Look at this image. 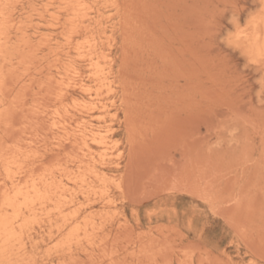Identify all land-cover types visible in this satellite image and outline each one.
<instances>
[{
	"label": "rangeland",
	"instance_id": "rangeland-1",
	"mask_svg": "<svg viewBox=\"0 0 264 264\" xmlns=\"http://www.w3.org/2000/svg\"><path fill=\"white\" fill-rule=\"evenodd\" d=\"M85 2L80 13L90 20L76 28L63 16L54 21L49 0H2L0 156L20 144L13 175L19 166L38 174L66 161L76 177L94 168L113 204H102L96 181L87 198L75 187L79 213L102 224L93 243L60 245L68 230L58 235L60 221L50 227L38 217L24 229L19 256L0 264H264V57L242 35L264 19V0ZM88 42L103 68L112 64L111 89L89 82ZM73 69L100 91L104 112H81L75 101L90 99L72 87ZM60 90L57 119L52 98ZM82 120L110 135L105 150L85 139L90 162L78 137L56 146L64 134L53 123L73 134Z\"/></svg>",
	"mask_w": 264,
	"mask_h": 264
},
{
	"label": "bare ground",
	"instance_id": "bare-ground-1",
	"mask_svg": "<svg viewBox=\"0 0 264 264\" xmlns=\"http://www.w3.org/2000/svg\"><path fill=\"white\" fill-rule=\"evenodd\" d=\"M85 1L86 0H49L51 5H54V6L56 5L55 6V10H56L55 15L56 16L52 15L54 21L55 20H61L59 17L63 16L64 18H66L64 20H68L69 22H75V24H76V21H78V20H80V19H82L84 17H87L88 14H81L80 13L81 9H85L84 8L85 5H86ZM2 4H3L2 0H0V7H1ZM262 7L264 8V6H262ZM88 9H86V10H88ZM2 10H3V8L0 11V26H2L1 24H3L5 22L4 18H6L5 15H4L5 14L4 10L3 11ZM96 14H98V12ZM103 17L104 16H102V18ZM263 17H264V15H263ZM259 18H261V17H259ZM259 18H258V20H259ZM88 20H90V18H88ZM261 20L260 21H255L254 20L255 21L253 23L254 30L252 28L253 32L251 31L253 33L252 35H251V33H249L250 35H248V34L246 35V34H244L246 32H244V33L242 31L241 32H242V35L244 36V38L247 41L250 42L249 44H251L252 48L254 49L255 55L259 56V57H264V31H262L263 35H261L259 33V31H258V27H260V28H262L264 30V19H261ZM69 22H68V24H69ZM70 25H71V23H70ZM98 25H99V23H98ZM3 27L0 28V41L4 37L3 34L1 33V32H3L1 29L4 30ZM77 27L78 26L76 24V28ZM69 28H70V26H69ZM262 29H259V30H262ZM240 34L241 33H239V35ZM64 35H65V33H64ZM70 38H71V36H67L66 37L68 45H71ZM107 40H108V38H107ZM84 42H86V40ZM3 44H4V42L2 43V45ZM0 47H2V46H0ZM86 48L88 49L87 50V54H85L83 56L85 58V61L88 62V68H89V71H90L89 74H91L90 75L91 79L89 80V82H95V84L99 88H102L104 86H108L109 89H111L110 88L109 78H110V71H111V65L112 64L109 65L107 69L103 68L99 58L96 55H95L96 57H94L92 55L93 51L95 50V44H91V42H88V46H86ZM108 48H109V52H110V47H108ZM74 49L76 51H78L76 53H80L81 54V52H83V51H81L82 47L80 48V47H76L75 46ZM251 53L253 54L252 50H251ZM1 55H2V51L0 49V90H1V87H2V84H1V78H2V76H1V74H2V71H1V69H2ZM81 58H82V56H81ZM81 58H79V60ZM76 60H78V59L76 58ZM79 60H78V62H79ZM81 60L84 61L83 59H81ZM62 73H64V72H62ZM58 74H60V72H58ZM72 75H73L72 77H74L72 79L73 80L72 87L74 88V90L76 92L78 91V93L80 95H82V97L90 99L89 102H86V101H83V100L82 101H78V100L75 101L76 103H79L77 105L79 106L81 112L85 113V114H92L95 110H100L101 112H104L106 110V106L105 105H100L98 107V105H97L98 103L96 104V101L98 100V96L100 94L98 92H100V91L95 92V94L92 93L91 88L88 85V81H85L81 77V75H80V73H79V71L77 69H73L72 70ZM60 82H62V81H60ZM64 85H66V83ZM64 89H66V88L64 87ZM102 90H104V89H102ZM105 94H106V92H105ZM64 97H65V94H64L63 90H60V92L56 93L54 95V97L52 98L53 107H55V110L53 111V115L57 119L62 117L61 116V112L59 110V107H60L59 105L62 104ZM72 99H74V98H72ZM114 101H116V100H114ZM75 102H73V103H75ZM65 106H66V104H65ZM2 107H3V104H2V101H0V112L3 109ZM108 110L109 109H107V111ZM64 114L66 115V111H65ZM112 116H113V114H112ZM113 118H111V119L113 120ZM96 119L97 118H95V120ZM0 120H1V118H0ZM108 120H110V119H108ZM96 121H98V120H96ZM51 123H52V121H51ZM53 124L55 126H57L58 129L62 130L60 132H62L64 134V139L61 140V141H57L56 146L60 147V146L64 145V143H69L70 145L71 144H75L77 142V139L80 138V140H83V142L79 140L80 143L82 142L83 145L86 147V150H87L86 153L89 156V162L91 160H94V156H93V153H92V146L89 145V144H86L85 139L88 138L90 140V142L93 144V146H95L97 148H100V149H103V150L108 148L107 144H109L108 140H110L109 131L105 130V128H103V127H99V128L96 127L95 125H93V123L91 121L82 120V121L78 122L76 124V126H75V130H74L73 134H70L67 131V126H66V124L64 122L60 121V122H56V123H53ZM52 127L54 128L53 125H52ZM59 138H61V137H59ZM24 144L25 143L23 142V145ZM26 144H27V142H26ZM19 145L20 144H17V143L14 144L13 150L11 151L10 154L8 152H6L4 155L0 156V161L4 165L3 168H2L3 172H4L3 176H5V178H6V179L3 178V179L0 180V262L10 258L11 256H19L20 250L25 248V247H23L24 246V242H23V240H24L23 239L24 229H25L26 225L30 221L35 220L38 217H43L44 220H46V222H48L50 224V227L53 226L52 225V221L53 220L60 221L59 224H56V231L55 232H57L58 235H61L65 230H68L67 233L65 234V236L63 237V240H62L60 245H68L67 247L70 248V246H69L70 244L79 243L80 241H83V240L86 243H88V245H91L93 243L92 236L98 230L101 229L102 224L97 225L94 222V220H93V216H90V215L89 216H82L79 213V207L73 201V199H74L73 197H75V195H73V192H72L73 190L72 189H74L76 187V189H78L82 193L84 198H87V197H89V194H90L88 189H90L91 182L96 181V182H98L99 184L102 185V187L99 190L100 191L99 194H100V196L102 198V201H104V203H102V204H105L106 206H108V207L110 206L111 207L113 202H112V200L110 198V195L108 193V190H107V188H108L107 185H106V183H107L106 179L107 178L105 176L104 177L106 179L104 177H102L103 175L100 176L94 170V168L85 167L86 164L84 165V167L87 168V169H85L79 175L81 177H78V176L76 177L74 174H71L73 172L69 173V172L66 171L65 165H66L67 161L65 163H63V162L60 163L59 162L57 164H54V165L48 167L47 169L42 170L38 174H35L34 172H32V170L29 169L28 167L22 170L20 168L21 166H19V168L18 167L17 168L21 169V170L18 173H16L18 171V169H16L17 171L13 175L11 173V165L12 164L19 165L18 161L21 159L19 152H22V151H19L20 150ZM29 147H31V146H29ZM55 148L56 147L54 146V149ZM80 148H79V150H80ZM61 149H63V148H61ZM43 150H45V149H43ZM24 151H25V149H24ZM28 153L29 152H27L26 153L27 155L25 154V156H28ZM72 153H74V151ZM101 153H103V152L101 151ZM29 154H31V152ZM120 154H121V152L119 153V155ZM105 155H106L105 153H104V155H100V158H104ZM116 155H115V158H116ZM83 156L84 155H82V157ZM32 157H33V155H32ZM115 158H113V159H115ZM70 159L72 160V158H70ZM87 159H88V157H87ZM97 160L98 159H96L95 161H97ZM24 161H25V159H24ZM29 161H30V159H29ZM61 161H62V159H61ZM72 161H74V160H72ZM76 161H77V159H76ZM95 161H92V162H95ZM101 161H105V160L102 159ZM46 163H47V161H46ZM102 164H104V163H102ZM81 166H82V164H81ZM114 167L117 168L118 166H114ZM38 171H39V169H38ZM15 176H19V177H15ZM34 176H36V177H34ZM118 180H116V181L118 182ZM113 185H115V184H113ZM126 185H128V184H126ZM126 185H125V187H126ZM95 190H93L94 192H93L92 195L96 194ZM90 191H92V190H90ZM118 191H121V190L119 189ZM126 192L127 191H125V193ZM87 205H88V203H87ZM80 208H81V206H80ZM113 214H111L112 217L114 216ZM109 217L110 216H108V218ZM100 221L102 222L103 220H100ZM108 221H111V220L109 219ZM39 222H40V220H39ZM48 233H49V231H48ZM101 238H103V236ZM51 246H53V245H51ZM98 247L95 246V248H98ZM52 248L54 249V247H52ZM45 251H46V249H45ZM85 251H83V252H85ZM50 252H52V251L50 250ZM30 262H32V260Z\"/></svg>",
	"mask_w": 264,
	"mask_h": 264
}]
</instances>
